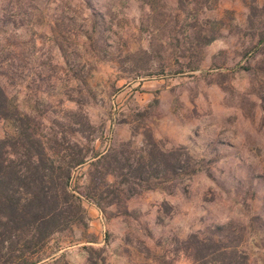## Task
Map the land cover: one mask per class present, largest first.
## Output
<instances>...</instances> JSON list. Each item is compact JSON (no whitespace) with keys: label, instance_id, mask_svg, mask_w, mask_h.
Returning <instances> with one entry per match:
<instances>
[{"label":"rangeland","instance_id":"rangeland-1","mask_svg":"<svg viewBox=\"0 0 264 264\" xmlns=\"http://www.w3.org/2000/svg\"><path fill=\"white\" fill-rule=\"evenodd\" d=\"M0 85L11 153L27 134L87 160L85 213L43 254L196 264L199 240L264 264V0H0Z\"/></svg>","mask_w":264,"mask_h":264},{"label":"trees","instance_id":"trees-1","mask_svg":"<svg viewBox=\"0 0 264 264\" xmlns=\"http://www.w3.org/2000/svg\"><path fill=\"white\" fill-rule=\"evenodd\" d=\"M11 115L9 99L0 85V119H11ZM24 135L21 151L14 154L10 152V140L0 139V264H60L56 253L43 254L44 249L55 234L72 226L79 212L85 213L81 198L72 193L71 172L72 167L83 166L87 160H57V150ZM113 148L99 160L112 157L107 167L113 170L134 169L125 166ZM150 166L168 171L176 168L163 153L154 155ZM145 167L139 164L135 171L143 175ZM202 244L199 240L192 244L198 255L196 264H236V260L226 257V249L204 253ZM85 264L103 263L90 254Z\"/></svg>","mask_w":264,"mask_h":264}]
</instances>
